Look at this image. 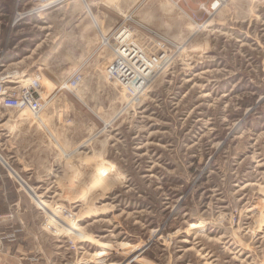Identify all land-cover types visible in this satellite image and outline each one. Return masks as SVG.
<instances>
[{
	"label": "rangeland",
	"instance_id": "1",
	"mask_svg": "<svg viewBox=\"0 0 264 264\" xmlns=\"http://www.w3.org/2000/svg\"><path fill=\"white\" fill-rule=\"evenodd\" d=\"M70 1L0 0V76L51 83L47 127L0 106V264H264V0ZM124 28L172 44L140 96L106 70Z\"/></svg>",
	"mask_w": 264,
	"mask_h": 264
},
{
	"label": "built area",
	"instance_id": "2",
	"mask_svg": "<svg viewBox=\"0 0 264 264\" xmlns=\"http://www.w3.org/2000/svg\"><path fill=\"white\" fill-rule=\"evenodd\" d=\"M49 0H33L31 7L32 13H39L45 7ZM212 8V7H211ZM1 33V24H0ZM127 43L120 45L122 48V58L114 60L107 65V73L115 80L122 84L125 88L130 90V94L134 96V86H143L146 88L160 71L162 63L168 59V50L172 45L168 40L162 39L159 41L151 51L140 49L132 46L128 40ZM119 44L116 49H118ZM124 52V53H123ZM6 50L0 42V69L3 73L5 65ZM8 78L4 75L0 76V106L10 109H22L30 107L35 110H39L45 103L47 98H39L34 90L26 86L18 84L16 86H10L9 88ZM144 90V89H143ZM134 94V95H133Z\"/></svg>",
	"mask_w": 264,
	"mask_h": 264
},
{
	"label": "bare ground",
	"instance_id": "3",
	"mask_svg": "<svg viewBox=\"0 0 264 264\" xmlns=\"http://www.w3.org/2000/svg\"><path fill=\"white\" fill-rule=\"evenodd\" d=\"M63 0H49L48 2H47V7H52V6H55L56 4H58L59 2H62ZM98 3H100V4H103V5H108L109 4V2H110V0H96ZM95 1V2H96ZM70 3L71 4H82V5H84V6H88L87 5V0H71L70 1ZM219 4V3H218ZM46 8V7H45ZM88 8V7H87ZM87 12H88V15L90 16V19H91V21H92V24H93V27L96 29V31L97 32H100V34H101V36H104L103 34L105 33V30H106V22H105V20L101 17H97L95 14H93V12L88 8V10H87ZM124 18H128L129 17V15L127 14V13H125L124 15ZM20 17V16H19ZM18 17V18H19ZM165 26H168V25H165ZM204 27V25L203 24H198V23H191V24H189L188 25V29H190V30H201V29H204L203 28ZM134 35V32L132 31V30H128V29H126V28H124L123 30H121V31H118L115 35H114V37H113V39L114 40H116V42L119 44V47H118V49H112L113 50V54H112V58H111V60H110V62L112 63L114 60H116V59H119V58H122L123 57V55H122V48H121V46L122 45H120V44H122V43H127L126 42V40H129L133 35ZM103 43L104 44H108V42L106 43V41L108 40V39H105L104 37H103ZM185 43V42H184ZM180 48V50L181 51H185V45H181V47H179ZM179 50V51H180ZM124 53V52H123ZM20 62V61H19ZM18 63V62H17ZM16 63H10V64H8L7 66L9 67V65H15ZM106 70H108L107 68H106ZM4 71H5V69H4ZM4 71H3V73H4ZM16 72H14V74H15ZM22 76V75H21ZM4 77H6V78H9V74H4ZM18 77H20V75H15V76H13L12 77V79H8V83L7 84H9V88L8 89H11L12 87H10V86H12V85H14V84H21L22 86H26V87H29V88H32V89H37V88H40L41 86H43L45 83H48L49 85L51 84L49 81H47V80H45V81H43L42 80V78L40 77V75H39V73H34V74H30V75H28V76H25L23 79H24V81L23 82H20V83H17L16 81L19 79ZM51 86V85H50ZM144 89V90H143ZM134 90H135V96L137 95V96H140L141 94H143L144 93V91H145V88H143V86H141V85H139V86H134ZM130 94V93H129ZM133 94V95H134ZM140 94V95H139ZM65 95H64V92H63V89H60V88H58L54 93H52V98L53 99H58V98H61V97H64ZM130 96H132L131 94H130ZM43 98V97H42ZM48 98V97H47ZM131 98V97H130ZM128 100V99H127ZM126 100V101H127ZM44 102H46V100L44 101ZM124 108V107H123ZM28 111H27V113H25V116H24V120L26 121V123L28 122V121H30L31 119L32 120H37V124L38 125H40V126H42L43 128L44 127H47L48 125H47V118H45V117H41V116H37V111L35 110V109H32V108H30V107H27L26 108ZM25 110V109H24ZM22 121V120H21ZM20 121V122H21ZM65 156V155H64ZM98 167V168H97ZM97 167L96 168H94V174H95V176L97 177V179H99V180H101L100 182H99V184L103 181V177L104 176H106L107 175V173H106V167L104 168V166H103V164H99V165H97ZM94 176V177H95ZM248 185H250V184H248ZM99 256V255H98Z\"/></svg>",
	"mask_w": 264,
	"mask_h": 264
}]
</instances>
